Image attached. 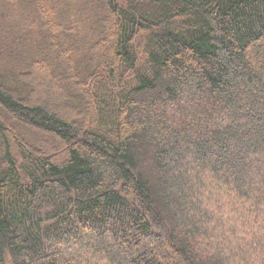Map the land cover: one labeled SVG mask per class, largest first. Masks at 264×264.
<instances>
[{
  "label": "trees",
  "instance_id": "16d2710c",
  "mask_svg": "<svg viewBox=\"0 0 264 264\" xmlns=\"http://www.w3.org/2000/svg\"><path fill=\"white\" fill-rule=\"evenodd\" d=\"M0 264H264V0H0Z\"/></svg>",
  "mask_w": 264,
  "mask_h": 264
},
{
  "label": "rangeland",
  "instance_id": "374dc122",
  "mask_svg": "<svg viewBox=\"0 0 264 264\" xmlns=\"http://www.w3.org/2000/svg\"><path fill=\"white\" fill-rule=\"evenodd\" d=\"M68 41H70V40H68Z\"/></svg>",
  "mask_w": 264,
  "mask_h": 264
}]
</instances>
